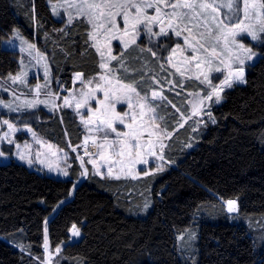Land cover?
Returning a JSON list of instances; mask_svg holds the SVG:
<instances>
[{
	"label": "trees",
	"instance_id": "16d2710c",
	"mask_svg": "<svg viewBox=\"0 0 264 264\" xmlns=\"http://www.w3.org/2000/svg\"><path fill=\"white\" fill-rule=\"evenodd\" d=\"M62 26L49 0H0V76L20 69L19 51L5 46L17 31L43 45L65 87L74 73L99 74L89 24L82 18ZM155 41L144 36L128 48L117 44L114 55L122 56L124 68L110 63L124 83L135 82L142 94L159 89L160 81L168 84L163 61L180 43L172 33ZM257 48L260 57L247 65L245 83L227 88L222 103L213 107L215 123L195 132L190 121L177 128L173 107L162 113L174 132L165 170L139 179L91 171L68 199L82 172L75 157L70 178L42 174L17 161L0 163V264H42L13 241L41 257L47 224L51 247L64 244L62 264H264V43ZM181 81L176 75L181 95L164 89L172 106L179 107L188 91L203 88L194 79L180 87ZM19 121L66 150L84 136L69 108L58 113L39 108ZM228 200L237 201L236 214L227 211ZM73 224L81 235L71 240ZM193 233L195 248L185 252L180 237Z\"/></svg>",
	"mask_w": 264,
	"mask_h": 264
},
{
	"label": "snow or ice",
	"instance_id": "6c2138e0",
	"mask_svg": "<svg viewBox=\"0 0 264 264\" xmlns=\"http://www.w3.org/2000/svg\"><path fill=\"white\" fill-rule=\"evenodd\" d=\"M59 7H65L66 11L74 8L77 16L85 18L91 27L88 38L93 42L92 47L99 54L98 67L102 72L98 79L96 76L85 79L82 72H77L75 79L83 86L79 92V98L73 95L71 99L65 97L63 100L66 107H72L74 102L77 110L87 108L91 115L85 120L81 114L82 122L86 126L94 125L88 128L89 133L103 134L102 142L99 144H97L96 137H92V144L98 149L99 155V161H89L95 168L94 175L100 174V162L108 165L107 175L112 176L114 167H118L121 173L132 175L131 170L135 165H147L149 157H154L156 161L163 160L162 153L165 147L163 140L171 135L157 122L163 120V117L158 116V106L152 103L156 99L167 100V98L163 96L162 90L161 92L153 90L150 96L147 93L141 95L135 82L124 83L117 76L118 68H124V60L122 56L113 55L111 47L113 40L120 41L124 48H128L136 44L139 31H144L150 38L167 37L166 28L177 37L182 33H187L183 36V44L187 47L177 43L175 48L171 49L172 56H169L168 60L171 61L179 51L182 66L173 64L176 72L181 77L194 78L200 84L207 86L206 95L202 96L199 92L192 94L194 99L189 101L192 111L188 118L203 114L207 115L213 123H215V118L210 111H204L205 107L210 108L213 102L219 104L223 99L222 93L225 88H231L234 83L245 82V60H251L254 55L250 48H245L237 40V36L244 34L250 36L253 41L259 40L264 43L260 35L264 33V0H79L78 3L76 0H65L64 4L52 6V10L57 15H59L57 11ZM148 9H153L154 14L149 15ZM222 9L225 10L223 18H221ZM117 17L122 21V28ZM73 19L74 16L69 12L68 23H72ZM154 25L159 26L158 32L153 31ZM213 32L216 34L213 35ZM23 43L28 42L23 41ZM218 46H220V51H217ZM28 48L35 49V45L28 44ZM188 50L192 55L185 54ZM237 52H242L244 55H238ZM152 55L155 53L153 52ZM40 59H37V63ZM111 61H117L118 68L110 67ZM213 72L223 74L216 78L218 80L216 84H213L210 78ZM24 75L21 73L17 76H9V79L13 83L17 81L26 83L22 79ZM47 75L48 67L45 65V76ZM94 81L95 86L93 87ZM168 83L171 85L173 81L169 80ZM179 86L183 87V81ZM41 87H47V83L43 86H35L37 96ZM98 93H102V97H98ZM48 95L52 96V93L49 92ZM92 101H96L99 106L93 108ZM205 101L208 102L207 105ZM44 103L46 101L34 99L26 101L25 107L35 108L38 104ZM118 104H126L128 110L117 111ZM0 105L12 111L19 110V108L14 109L11 103L0 101ZM183 118L181 114V119ZM2 123L7 125L9 131L5 132L0 140L12 143L9 134L16 131V127L8 120H3ZM117 124L122 125L126 130H118ZM180 126L182 127L183 124ZM111 134H115L114 139H109ZM88 139L89 137L86 136L85 143ZM188 146L191 147V145ZM86 154L91 153H88L86 149ZM3 155L4 153L0 151V156ZM20 159L25 160L26 157L21 155ZM36 160L40 163L44 162L40 160L39 153L36 154ZM27 163L31 165L33 159L28 158ZM49 168L52 170L51 166ZM57 170L61 171L64 176L69 175L65 169ZM156 170H162L159 163L156 164ZM87 174V169H85L82 175L87 176ZM141 174L147 176L151 173L150 170L141 169L132 178H138ZM114 178L120 179V176L116 175ZM148 207L146 203L144 210L147 211ZM227 211L230 213L238 211L236 200L227 201ZM71 232L75 237L80 236V230L75 224L72 225ZM44 247L48 248L47 241ZM55 251L58 253L60 249L57 248Z\"/></svg>",
	"mask_w": 264,
	"mask_h": 264
},
{
	"label": "rangeland",
	"instance_id": "374dc122",
	"mask_svg": "<svg viewBox=\"0 0 264 264\" xmlns=\"http://www.w3.org/2000/svg\"><path fill=\"white\" fill-rule=\"evenodd\" d=\"M76 2L78 3L79 0H76ZM64 3H65V0H49L51 10H52L53 5H61ZM65 7L57 8L59 15H57L56 12H54L52 10V14L54 15V17L62 22V24H63L62 27H67V26L71 25L72 23H74L78 19H82V18L85 19L82 16H77L76 10L74 8L68 9L66 11ZM167 11H170V9H167ZM184 11H186V10H184ZM224 11L225 10H223V9L221 10V18H223V16H224ZM69 12H71L72 15L74 16V19H73L72 23H70V24L68 23ZM148 14L149 15L154 14V10L148 9ZM117 21H118V23H120V26L122 28L123 24H122V21L119 17H117ZM166 30L168 31V33H172L173 35H175L171 30H169L167 28H166ZM200 30L202 31L203 29H200ZM90 31H91V27H90ZM153 31L158 32L159 26L154 25ZM17 33L19 35H17ZM186 34L187 33H182L181 36H179V37L176 36L177 38H179L180 44L185 48L187 46L183 44V36ZM215 34L216 33L213 32V35H215ZM260 35L262 38L264 37V33H261ZM144 36H146L149 40H151V42L153 40L158 41L161 38V36L150 38L149 35L146 34L144 31H139L136 41L140 40ZM237 40L240 43H242L245 46V48H250L252 50V53L254 54L251 60H247V59L245 60V64H244L245 77H244V79L246 81V71H247L246 67L248 64L253 63L254 61H256L260 57L261 52L257 48V46L260 44L261 41H259V40L253 41V40H251L250 36H247L244 34L237 36ZM23 41H27L28 43L27 44L23 43ZM90 42H91V44H93L92 41H90ZM28 44H34L35 49H29ZM117 44L122 46V43L118 40H113L111 42L113 55H114V51H115V46ZM5 46H8L9 48H15L17 51H19L20 69L18 70L17 73L10 74L7 77L0 76V92L2 93V96H0V101H3L4 103H11L12 107L14 109L19 108V110L18 111H12L8 108L3 107V105H0V137H2L5 132L9 131L7 125H4L2 123L3 120H8L10 123L14 124L16 127V131L11 132L9 134V138L12 140V143H9L7 140H0V151H2L4 153L3 156H0V163H9L10 161H17V162H20V163L26 165L30 169L37 171L39 173H42V174H46V175L53 176V177L70 178L71 177L72 158L75 157L76 160L79 162V164L82 167V172H81L80 178L75 182L72 193H71L70 197L68 198V199H70L73 197L75 188L79 184V182L86 178V176L82 175L84 170L87 169L88 173L91 171L92 172L95 171L93 164L90 163L89 161L90 160L99 161L98 149L94 145H93L94 146L93 152L90 155L86 154L85 147H86L87 143H84L85 137L88 136L89 137L88 141H90V140L92 141V137L95 136L97 144L101 143L102 138H103L102 133H89L88 128L94 127V125L86 126L82 122L81 114H83L85 120L88 118V116L91 115V113L88 111L87 108H80L79 110H77L75 108L74 102H73L72 107H66L63 104V100L65 97H68L69 99H71V97L73 95H76L77 98H79V92L81 91L83 86L80 83V81L75 79L76 73H74L71 86H69L68 88L65 87L62 84L59 77L54 73L52 57L49 54V52L43 47V45L42 46L39 45L37 43V41L34 42V41L28 40L27 38L23 37L18 31L9 40L6 41ZM173 48H175V46ZM217 51H220V46L217 47ZM234 51H237V50L234 49ZM185 54L186 55H192L190 50L186 51ZM237 54L241 55V56L244 55V53H242V52H237ZM169 56H172L171 51L164 58L163 67H167L166 68V69H168L167 72L169 73L170 78H171L170 80L173 81V84L170 85L168 83L167 85H164V83L162 81H160L161 87L159 89H155L154 91L161 92V90H162V94H163V96H165L164 89L169 87L170 89H173V91L175 93H177L178 95H181V93L178 92V90H180V88H178V86L175 85V77H176V75H178V76H180V75H179V73L176 72V69L173 67V64H181L182 57L180 56L179 51H177V54L172 57L171 61L168 60ZM40 57H43V59H40ZM37 59H40L39 63H37ZM45 65H47V67H48V75L47 76H45ZM181 66H182V64H181ZM101 72H102V70H101ZM21 73L25 74L22 77V79L25 80L26 83H21L20 81L13 83L12 80L9 79V76H17V75H20ZM99 74L94 75V76H96L98 79ZM222 75H223L222 73H217V72L211 73L210 78L212 79L213 84L218 83V80L216 78L221 77ZM84 78L88 79L90 77L86 78L84 76ZM180 78L182 79L183 84L187 80L186 77L180 76ZM192 79H194V78H192ZM197 82L199 83V81H197ZM45 83H47V87H41L40 93L37 96L36 91H35V86L36 85L43 86V85H45ZM244 83H234V84H244ZM200 85H202V84H200ZM94 86H95V81L93 82V87ZM202 87H203L202 90L200 89L197 91H195V90L188 91L187 92L188 97L186 98V100H184V102H182V104L179 107L176 105H173V106L170 105V103H168L166 100L156 99V100L152 101V103L154 105L158 106L157 107L158 116L163 117V120H158L157 122L160 124L161 128L167 129L168 133L171 134L170 137L174 134V132L170 131L168 129V125L170 123H168L167 114L166 115L162 114L164 111H166V109L168 107L170 109L169 110L170 112L172 111V109H174L178 113V122L176 124L177 128H180L181 124H183V126H184L187 121H190L192 124L193 131L200 132L201 129H204V126L206 124H208V122L213 123L212 120L209 119V117L207 115H203V114L199 115V116H191V118H188L190 116L191 111H192L191 104L189 103V101L194 99V95H192V94H195L197 92H199L202 96L207 94V86L202 85ZM5 89H7V90H5ZM226 89L227 88H225L224 91ZM224 91L222 93L223 99L221 100V102L219 104H221L222 101L224 100ZM49 92L52 93V96L48 95ZM147 94L150 96L151 92L147 93ZM141 95H144V94L141 93ZM97 96L102 97V93H98ZM54 97H55V99H54ZM34 99H38L40 101H46V103L38 104L37 107H35V108H26L25 102L30 101V100H34ZM207 104H208V102L205 101V105H207ZM219 104H215L213 102L211 107L210 108L205 107L204 111L205 112L210 111L212 113V116L215 118V116L213 114V107L216 105H219ZM53 105H55V107H53ZM91 106L93 108H96L99 105L96 103V101H92ZM170 106L173 108L171 109ZM39 108H45L46 110L53 112V113H58L64 108H69L72 111H74V113L77 115V117H78V119H79V121H80V123L84 129V136H83V139L81 140V142H79L77 145H71L69 150L60 148L57 144H55L54 142L50 141L45 136L40 134L33 127V125L19 121V118H22L26 112L37 110ZM183 108H186V110L188 111L186 114H184ZM177 109H179V111H177ZM127 110L128 109H127L126 104H118L117 105V111H127ZM181 114H183V117H184L183 119H181ZM14 115H17L18 117H13ZM198 121H199V123H197ZM215 121H216V118H215ZM116 126H117L118 130H121V131L126 130V129H124V127L122 125L117 124ZM114 138H115V134H111L109 136V139H114ZM169 138H165L163 140V143L165 145L163 153H162L163 157H164L163 160L156 161V159L154 157H149L148 158L149 163L147 165H141V164L135 165L134 169L131 170L132 175H126V173H121L119 171L118 167H114L113 175L109 176V177H115L116 175H119L120 178H132V176L135 175L137 172H140L141 169L150 170L151 174L165 170L166 169L165 153L167 151ZM17 145H19V147H17ZM49 145H51V147H49ZM37 153L40 154V160H43L44 161L43 163H40L38 160H36V154ZM21 155L25 156L26 159L21 160L20 159ZM28 158L33 159V163L31 165L27 163ZM81 158H82L83 163L81 161ZM157 163H159L162 166V170H156V164ZM49 166H51L52 170H50ZM107 168H108V165L103 164V162H100V168H99L100 174H98V175L108 177ZM57 169H65L68 171L69 175L64 176L62 174V172L58 171ZM127 171L128 170H126V172ZM141 177H146V176L141 174V175H139L138 178H135V179H139ZM132 179H134V178H132ZM68 199H65L63 202H61L58 207H60L62 204H64V202L67 201ZM226 205H227V201H226ZM237 212L232 213V214H236ZM44 233H45V235H44L43 247L45 245V241H47L48 248L45 249V247H44V253L42 254L43 256H41V257L34 255L33 251H31L25 244L15 243L13 241V245H15L17 248L24 251L25 253L32 255V257L35 260H38V262H41L42 264H62V262L65 260L64 255L62 254L64 244L57 247L60 249V251L57 253L55 251L57 248H52L50 243H49L48 224L45 225ZM80 235H81V230H80ZM78 238H79V236L75 237L72 235V232H71V240L72 239L73 240L78 239ZM197 239H198V236L195 235L194 233H193L192 238L191 237L186 238V237H184V235H183V237H180V241H181L180 244L182 245L183 250L185 252H187V249H191V248L194 249L195 243L197 242Z\"/></svg>",
	"mask_w": 264,
	"mask_h": 264
},
{
	"label": "built area",
	"instance_id": "2783aa9c",
	"mask_svg": "<svg viewBox=\"0 0 264 264\" xmlns=\"http://www.w3.org/2000/svg\"><path fill=\"white\" fill-rule=\"evenodd\" d=\"M84 143H85V142H84ZM85 149H87L88 153H92V152H93V150H94V146H93L91 140L87 142Z\"/></svg>",
	"mask_w": 264,
	"mask_h": 264
},
{
	"label": "crops",
	"instance_id": "0c3cea01",
	"mask_svg": "<svg viewBox=\"0 0 264 264\" xmlns=\"http://www.w3.org/2000/svg\"><path fill=\"white\" fill-rule=\"evenodd\" d=\"M81 182V181H80ZM227 206V205H226Z\"/></svg>",
	"mask_w": 264,
	"mask_h": 264
}]
</instances>
